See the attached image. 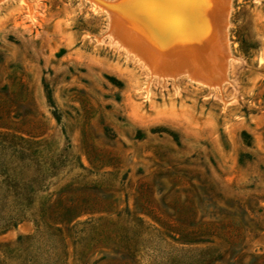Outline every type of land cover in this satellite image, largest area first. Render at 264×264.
I'll use <instances>...</instances> for the list:
<instances>
[{
  "label": "rangeland",
  "instance_id": "rangeland-1",
  "mask_svg": "<svg viewBox=\"0 0 264 264\" xmlns=\"http://www.w3.org/2000/svg\"><path fill=\"white\" fill-rule=\"evenodd\" d=\"M0 264H264V0H0Z\"/></svg>",
  "mask_w": 264,
  "mask_h": 264
},
{
  "label": "bare ground",
  "instance_id": "bare-ground-1",
  "mask_svg": "<svg viewBox=\"0 0 264 264\" xmlns=\"http://www.w3.org/2000/svg\"><path fill=\"white\" fill-rule=\"evenodd\" d=\"M201 2H202V1H201ZM212 5H213V4H212ZM218 5H220V4H218ZM214 6H215V5H214ZM146 10H147V9H146ZM147 12H148V11H147ZM197 14H198V13H197ZM122 16H123V15H122ZM146 16H147V15H146ZM219 16H220V14H219ZM135 17H136V16H135ZM152 17H154V16H152ZM118 18H119V17H118ZM122 18H123V17H122ZM122 18H121V21H123ZM126 18H127V17H126ZM141 18H142V16H141ZM144 19H147V18L145 17ZM124 20H125V19H124ZM132 20H133V19H132ZM121 21H119V22H121ZM130 21H131V20H130ZM133 21H134V20H133ZM144 21H145V20H144ZM128 22H129V21H128ZM146 22H147V21H146ZM150 22H152V24H153V20L150 21ZM148 23H149V22H148ZM119 24H121V23H119ZM125 24H126V23H125ZM152 24H151V25H152ZM121 25H122V24H121ZM121 25L118 26V27H121ZM131 25H133V24H131ZM116 26H117V25H116ZM123 26L125 27V26H130V25H127V24H126V25H123ZM134 27H136V26H134ZM134 27H133V28H134ZM137 27H138V26H137ZM128 28H129V27H128ZM116 29H117V28L115 27V30H116ZM120 29H121V28H120ZM123 29H124V28H123ZM115 30H114V31H115ZM128 30H129V29H128ZM133 30H134V29H133ZM133 30H132L131 34L133 33L134 36H133V35H130V34L128 33L131 37L133 36L131 39H133L134 37L137 36V35L135 36V34H134L135 32H133ZM137 30H138V29H137ZM119 31H120V30H119ZM119 31H118V33H119ZM141 31H142V30H141ZM148 31H149V30H148ZM148 31H147V32H148ZM128 32H129V31H128ZM139 33H140V32H139ZM142 33H143V31H142ZM128 34H127V37H130V36H128ZM143 34H144V33H143ZM145 35L148 36L147 33H146ZM150 35H151V34H150ZM124 36H125V34H124ZM138 36H139V35H138ZM143 36H144V35H143ZM125 37H126V36H125ZM140 37H141V36H140ZM144 37H145V36H144ZM136 38H138V37H136ZM142 38H143V37H142ZM124 39H125V38H124ZM138 39H139V38H138ZM151 39H152V37H151ZM151 39H150V40H151ZM127 40H129V39H127ZM127 40H126V41H127ZM134 40H137V39H134ZM144 40H145V39H144ZM152 40H153V39H152ZM130 41H131V40H130ZM130 41H129L128 43H131ZM138 41H139V40H138ZM123 42H124V41H123ZM124 43H125V42H124ZM136 43H137V42H136ZM139 43H140V41H139ZM148 43H149V42H148ZM152 43H153V42L151 41L150 44H152ZM140 44H141V43H140ZM156 44H157V43H156ZM156 44H155V45H156ZM128 45H129V44H128ZM128 45L126 46V44H124V46H126V47H128ZM130 45H131V44H130ZM132 45H133V44H132ZM137 45H138V43H137ZM137 45H136V46H137ZM144 46H146V44H145ZM147 46H148V45H147ZM150 46H151V45H150ZM174 46H175V45H174ZM126 47H125V48H126ZM129 48H131V47H129ZM141 48H142V47H141ZM141 48H140V49H141ZM148 48L150 49V47H148ZM153 48H155V46H154ZM153 48H152L151 50H153ZM156 48L158 49L157 46H156ZM172 48H173V47H172ZM172 48H171V49H172ZM166 49L169 50L168 48H166ZM180 49H181V48H180ZM126 50H127V49H126ZM133 50H135V49H132V52H134ZM136 50H137V47H136ZM140 51H141V50H140ZM140 51L138 50L137 54H138ZM154 51H156V50H154ZM158 51H159V50H158ZM161 51H162V50H161ZM170 51H171V50H170ZM143 52H145V51H143ZM156 52H157V51H156ZM159 52H160V51H159ZM163 52H164V51H163ZM130 53H131V50H130ZM145 53H146V52H145ZM147 53H149L148 50H147ZM161 53H162V52H161ZM161 53H160V54H161ZM139 54H140V53H139ZM152 54H154V53L152 52ZM162 54H163V53H162ZM162 54H161V55H162ZM172 54H173V53H172ZM175 54H176V53H175ZM143 55H144V53H143ZM143 55L141 54L142 58H145L146 56L143 57ZM145 55H146V54H145ZM149 55L152 56L151 53H149ZM155 55H156V54H154V56H155ZM164 56H165V55H163V57H164ZM182 56H183V55H182ZM156 57H157V56H156ZM165 57H166V56H165ZM187 57H188V56H187ZM187 57H186V58H187ZM137 58H138V56H137ZM138 59H139V58H138ZM151 59H154V58H151ZM164 59H165V58H164ZM182 59H183V58H182ZM182 59H181V60H182ZM156 60H157V58H156ZM183 60H184V59H183ZM141 61H142V60H141ZM162 61H163V60H162ZM167 61H169V60H167ZM142 62H143V61H142ZM169 62H170V61H169ZM173 62H174V61H173ZM184 62H185V61H183V63H184ZM186 62H188V61H186ZM161 63H162V62H161ZM164 63H166V62H164ZM167 63H168V62H167ZM181 63H182V62H181ZM168 64H171V63H168ZM197 64H198V63H197ZM160 65H161V64H160ZM172 65H174V64H172ZM161 66H162V65H161ZM161 66H160V67H161ZM184 66H185V65H184ZM181 67H182V66H181ZM187 70H188V69H187ZM186 72H189V71H185V72H183V74H182L181 71H180V73H181L182 75L188 74V73H186ZM189 73H190V72H189ZM181 74H178V75H181ZM193 75H194V74H193ZM185 76H186V75H185ZM186 77H187V76H186ZM189 78H190V80H193V79H191V77H189ZM193 78H195V77H193ZM196 78H197V77H196ZM199 80H200V79H199ZM193 81H194V80H193ZM204 83H206V82H204Z\"/></svg>",
  "mask_w": 264,
  "mask_h": 264
}]
</instances>
